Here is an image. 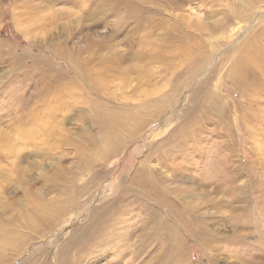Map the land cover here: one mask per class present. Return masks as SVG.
Masks as SVG:
<instances>
[{
  "label": "rangeland",
  "instance_id": "rangeland-1",
  "mask_svg": "<svg viewBox=\"0 0 264 264\" xmlns=\"http://www.w3.org/2000/svg\"><path fill=\"white\" fill-rule=\"evenodd\" d=\"M250 40L264 55V0H0V221L29 234L18 225L39 202L49 224L16 247L0 231V264H49L105 210L135 233L98 244L106 264H264V73L233 69ZM107 130L120 142L102 155ZM140 161L164 179L152 208L175 222L174 203L189 221L169 258L170 229L135 224L146 213L129 186ZM63 180L71 197L53 189Z\"/></svg>",
  "mask_w": 264,
  "mask_h": 264
},
{
  "label": "bare ground",
  "instance_id": "bare-ground-1",
  "mask_svg": "<svg viewBox=\"0 0 264 264\" xmlns=\"http://www.w3.org/2000/svg\"><path fill=\"white\" fill-rule=\"evenodd\" d=\"M262 47H263L262 45H257L256 43H254L251 40L247 44H243L241 46L240 53H245V54H243L244 57H240L239 59L234 60L235 61L233 63L234 64V68H233L234 71L237 69L239 70V68L244 67V68H242V71L245 72V69L247 68V66L256 65L257 69H260V71H263L260 73L262 75L264 73V61H263L264 55L261 51ZM232 72H233V70H232ZM208 109L210 110V112L213 115H216V113L219 112L217 110L216 106L213 104H212V106L209 105ZM117 125H119V122ZM107 131H110V130H107ZM110 133H111L110 134V140L107 141L106 145L105 144L101 145V147H104L102 149V150H104L103 151L104 153L101 152L102 155H104L105 152L106 153L111 152L113 149H115L117 147V144L120 142V139H117L119 137V135H115L111 131H110ZM103 139L105 140V138H103ZM92 156H94V158L91 160ZM91 158L89 160H87V162L90 164L92 163V161H94L96 159V155H93L91 153ZM142 162L143 161H140L139 168H137L135 170L134 174L132 175V177L129 181V186L131 185L134 187V189L131 190V194L132 195L135 194L137 196L138 195L142 196L146 202V204L144 202L139 203V204L143 205L142 207H144L146 209V213H145V216L142 218L141 223L140 224L137 223L138 221L136 220L135 224H136V227L139 229V231L141 230V232H143L142 235L147 232L146 228H144V225L151 222V221H155V219L159 220L158 223H160L159 224L160 227H168L170 229V233L165 234L163 243L166 246V248L164 249V250H166V257L165 258H169L170 254L172 253L173 248L176 245L180 244V250L181 251H182L181 246L184 245L183 242L181 240H179V235L177 233V228H178L177 226L185 227V225L187 223H189V221L186 220L183 213H181V212H179V210H177V207L174 203L172 204V210H173L172 212L173 213L171 211H169V209H168V211H169V213H171V216L173 218H174V214H175V217H176L175 222L170 221L169 219H167L164 216H161L160 212H158L157 210L155 211V209L152 208V206L150 205L151 203H149V201L152 202V200H151L152 197H151L150 193L151 192H162V187L164 188V186H163L164 179L163 178L161 179V178L156 176L158 181L157 180L154 181L153 180V178H155L154 174H149L148 168L145 166V164H142ZM171 165H173V163H171ZM83 166L88 167V165L85 163H83ZM81 169H83V168H81ZM93 180H94V178L91 177L90 179L86 180L84 183L76 186L75 192L81 196L88 194L90 187L93 186ZM65 181H67V180H65ZM65 181L63 180V182L60 183L59 185H57V184L52 185L53 189L55 191H59L63 195L69 194L70 188H69L68 183ZM174 189L175 188H173V190ZM135 190H137V193L134 192ZM183 190L187 191L185 189H183ZM147 194L151 198H149L147 196ZM71 195L72 194H69V197H71ZM92 195L94 197L95 191H94V194L91 193V196H87L86 199L84 201H82L81 205L85 206V204H87L89 200L91 201ZM64 198H62L60 200L64 201ZM68 200H70V198H68ZM48 204H50V203H48ZM65 204H69V203L66 202ZM33 205L35 206V208L33 209L34 211H32V213L34 215L32 214V216L28 219V221L25 220L24 218H22L23 222L21 223V225H18L19 230H22L23 228L24 229L27 228L29 230V234H28V232L23 233L24 236H28V237H26L27 239L31 236V234H33L30 237L31 240H33L34 237H37L38 235H40V233L45 230L43 228H45L46 226L49 225V224L45 223L47 221V219H46L45 215L42 214L43 212H42L41 208H44L45 205L41 204L39 202L33 203ZM55 205L56 206L53 208L52 211L58 212V208L62 207L61 203L58 201L57 204H55ZM121 205H124V209L126 207L130 208V206H127L125 202L121 203ZM187 206H184V208L186 210H188L189 212H191V210L195 211L193 207H190V206L187 207ZM50 208H51V206H50ZM84 208L85 207H83L78 212L82 211ZM40 212H42V213H40ZM48 212H50V211L48 210ZM110 213L111 212L108 210H105L104 212L103 211H100V212H98V211L93 212L92 211L90 213V215L88 216L87 221H85V224H82L80 226H76L75 229H73L70 232L68 238L63 239L59 243V246L56 250V254L54 252L53 259L51 260V262L49 264H106V261H102V258L106 255V254H104L106 251V248L103 247L104 250L103 249L99 250L98 244L104 245V244H106L105 242H111L113 240H115V243H116V242H119L117 240H124L127 238H131L135 234V233L131 234L130 230L128 229V227L126 225L123 226V225H118L117 223H114V222H109V219L112 220L113 216L116 217V214L111 213V215H109ZM75 216H77V215H75ZM119 217H120V214H118V219H119ZM3 223L4 222L0 221V231L5 232V230L9 228V230H7V232H9V234L4 235L5 237L1 241H4L6 244L10 245L11 247H16L20 241L24 240V236L20 235V234H15V231H17V228H14V226L8 224L9 226H6V228H5V224H3ZM105 232L106 233L110 232V234H108L109 235L108 238H106L103 235V233H105ZM208 232H210V231H208ZM94 234H96L98 237L97 238L94 237ZM89 235H90V237H89ZM208 235H210V234H208ZM79 242H81L82 245L79 246L77 248V250H75V249L73 250V247H74L73 244L79 243ZM28 244H30V242ZM27 245H25V246H27ZM2 246L3 245L0 243V247H2ZM91 246H93V247H91ZM68 249L73 250L71 252L72 254L68 253ZM108 250H110V249H108ZM116 251L118 253V257L116 258V262H118V260L120 262V259L123 257L120 254H123V252H124L123 245H118L117 249L113 250V252H116ZM132 252H134V251H132ZM40 253H41V258H42L43 255L45 256L46 251H40ZM33 255L35 256V254H33ZM181 256H182V252L180 254V257ZM132 257L129 260H131V259L135 260L136 258L139 257V255H138V253H136V254L134 253L132 255ZM25 262H23V264ZM152 263H153V260L151 258L148 260L147 263L145 261L144 264H152ZM32 264H34V262Z\"/></svg>",
  "mask_w": 264,
  "mask_h": 264
}]
</instances>
